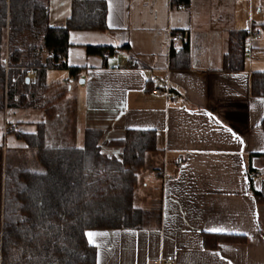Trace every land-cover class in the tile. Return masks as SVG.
Wrapping results in <instances>:
<instances>
[{
	"label": "crops",
	"instance_id": "1",
	"mask_svg": "<svg viewBox=\"0 0 264 264\" xmlns=\"http://www.w3.org/2000/svg\"><path fill=\"white\" fill-rule=\"evenodd\" d=\"M106 2L107 30L70 32L68 64L82 68L83 82L68 69L48 71V83L57 81L49 78L53 70L62 71V83L77 98L75 132L54 135L82 145L85 129H101L102 151L119 155L123 148L114 141L124 138L127 129L156 130L158 149L147 154L145 167L150 161L157 169L141 185V203L139 180L135 204L154 210L145 200L149 181L160 184L161 201L159 219L144 228L89 230L96 264H153L160 259L174 264H264V203L249 188L252 178L260 189L264 175V98L250 91L251 72L264 70V0H191L188 7L174 6L171 0ZM71 3L51 0V25L65 23ZM255 27L262 36L244 54V68L229 69L225 58L239 31ZM180 32V40H170ZM185 38L188 61L173 68L171 48L180 49ZM88 45L112 47L114 53L90 54ZM131 60L138 66H130ZM166 83L179 100L153 93ZM45 117L42 107H7L0 110V134L6 122L17 131L35 132ZM6 141L21 155L30 149L13 131ZM178 156L185 159L181 166ZM204 233L245 240L206 249Z\"/></svg>",
	"mask_w": 264,
	"mask_h": 264
},
{
	"label": "trees",
	"instance_id": "2",
	"mask_svg": "<svg viewBox=\"0 0 264 264\" xmlns=\"http://www.w3.org/2000/svg\"><path fill=\"white\" fill-rule=\"evenodd\" d=\"M171 1L174 6L191 3ZM50 11L51 0H0V110L46 107V120L35 132L12 130L35 151L43 169L10 164L0 149V264H96L97 249L88 239L89 230L140 229L154 216L135 204V190L147 154L158 149L156 130L127 129L124 138L114 141L123 148L119 155L102 151L101 129H85L82 145L58 139L52 130L66 115L58 101L72 89L60 84L66 86L64 91L48 99V71L68 69L80 80L82 68L68 64L70 32L107 30L106 0H72L71 13L61 26L50 24ZM248 33L249 29L239 31L231 45L225 58L229 69L244 68ZM87 51L106 55L114 48L88 45ZM189 51L185 38L180 49L171 48L170 66H185ZM30 67L36 68L35 76L27 75ZM250 91L264 98V70L251 72ZM72 101L77 109V98ZM70 106L65 101L66 111ZM261 126L264 130V118ZM249 188L255 200L264 203V175L260 189L252 178ZM244 240L233 234H203L206 249Z\"/></svg>",
	"mask_w": 264,
	"mask_h": 264
},
{
	"label": "rangeland",
	"instance_id": "3",
	"mask_svg": "<svg viewBox=\"0 0 264 264\" xmlns=\"http://www.w3.org/2000/svg\"><path fill=\"white\" fill-rule=\"evenodd\" d=\"M62 75H63V72L60 70H57V71L53 70V72L49 74V78L53 76V78H56V80L60 81V82L54 81L52 83H49L50 90L48 91V93H46V96L48 99H51L54 96H56L57 94H61V92L64 91V87H66V86L60 85V84H64V83H62L64 80L62 78ZM71 94H72V96H71ZM71 94H69L65 98H61L59 100L60 102L58 101L59 104L62 102V105H60L61 106L60 109H61V112L64 110V112H62V113L66 114V115H65L64 119L62 117V121L60 118L61 122H57V126L56 127L54 126L55 128L52 126L53 132L57 131V133L59 132V133H63V134H65V133L66 134H73L75 132V129L77 127V120H76L77 119V109H74L75 107L72 104L73 103L72 99L74 97H76V94L74 93V91L71 92ZM65 101L66 102L70 101L71 106L69 108V111H66L67 109L65 108ZM37 103L40 104L41 101H38ZM63 103H64V105H63ZM27 108H29V107H27ZM62 108H63V110H62ZM42 109L46 114V111H45L46 107H42ZM57 111L58 110H56V112ZM45 120H46V117H45ZM12 130L13 129H11V131ZM9 133H10V131L8 132V134ZM13 133H14V131H13ZM0 149L2 150L3 157L6 156V154H7L8 163H10V164L19 165L25 169H31V170L43 169V167L40 165L39 161L37 160V157L35 156V151L32 149H29V151L22 153V155H21V153H19L18 150L9 149L7 147V144H6V149H3L2 145H1ZM0 154H1V152H0ZM4 165H5V159L3 160V166ZM156 169H157V166H154V164L149 161V163L145 167V170H141L140 178H139V180H140L139 184L140 185L138 187L139 189H137V196H138L137 202L138 203H141V199H140L141 198L140 194H141V190H142L141 185H144V180H145V184H146V180L150 179L151 176L154 175L153 172L155 173ZM262 179H261V181H262ZM144 190H145V200L147 201V203L149 205H151L154 208L153 219H156V218L159 219L160 201H161V186H160V184H158L157 181H156V183H153V184H152V182L150 183V181H149L148 185L147 186L145 185ZM1 198H2V192L0 190V201H1ZM156 206H157V208H156Z\"/></svg>",
	"mask_w": 264,
	"mask_h": 264
},
{
	"label": "built area",
	"instance_id": "4",
	"mask_svg": "<svg viewBox=\"0 0 264 264\" xmlns=\"http://www.w3.org/2000/svg\"><path fill=\"white\" fill-rule=\"evenodd\" d=\"M261 36H262L261 28L255 27V28L249 29V33L246 37L245 45H244V54L245 55L249 54L252 51L255 42L257 40H259L261 38ZM181 38H182L181 33H177V34L171 35L170 40L171 41H178ZM115 58H118V56L115 55ZM130 62H131L130 63L131 65L138 66V64L135 60H131ZM26 72H27L28 76H35L36 75V68H33V67L27 68ZM153 93L164 94L166 97H168L169 99H171L173 101H177L180 99V95L178 93L174 92L168 83H166L165 86H163L162 88L153 90ZM9 129H10L9 123L6 122L4 124L3 129H2V134H3L2 135V137H3L2 138V147H3V149H6V136L9 132ZM184 162H185V159L182 156H178L176 158L177 166H181L182 164H184ZM253 175H257V174L254 173ZM164 177H166V175ZM153 264H174V263L172 261H166V260L160 259V260H155L153 262Z\"/></svg>",
	"mask_w": 264,
	"mask_h": 264
},
{
	"label": "water",
	"instance_id": "5",
	"mask_svg": "<svg viewBox=\"0 0 264 264\" xmlns=\"http://www.w3.org/2000/svg\"><path fill=\"white\" fill-rule=\"evenodd\" d=\"M80 81L83 82V79H81Z\"/></svg>",
	"mask_w": 264,
	"mask_h": 264
},
{
	"label": "snow or ice",
	"instance_id": "6",
	"mask_svg": "<svg viewBox=\"0 0 264 264\" xmlns=\"http://www.w3.org/2000/svg\"><path fill=\"white\" fill-rule=\"evenodd\" d=\"M90 236L92 235V234H89Z\"/></svg>",
	"mask_w": 264,
	"mask_h": 264
}]
</instances>
